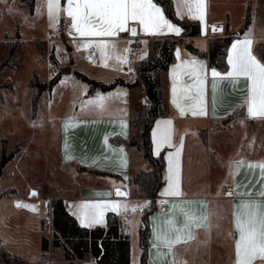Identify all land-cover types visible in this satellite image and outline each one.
Masks as SVG:
<instances>
[{"label":"crops","instance_id":"1","mask_svg":"<svg viewBox=\"0 0 264 264\" xmlns=\"http://www.w3.org/2000/svg\"><path fill=\"white\" fill-rule=\"evenodd\" d=\"M60 2L61 36L59 37L63 38L61 41L70 42L67 46L70 50L67 49V51L83 54L86 58V61H83L75 56L71 64H68L71 67V73L68 76L79 71L88 72L90 77L99 79L101 82H110L116 77H121L133 83L136 74L134 64L137 60L146 57L148 45L152 39L169 36L182 37L186 40L185 43L174 47L175 61L168 65L165 73L168 112L156 117L151 126L152 152L155 156L162 153L164 157V183L158 191V197H166L168 207L165 210L156 208L150 214L148 264H199L198 250L205 244L206 246L208 244L207 259L212 261L215 257V264H235L234 241L238 239V233L234 225V214L242 211L239 206L244 201L264 204V197L259 195L264 191V177H262L261 169L248 167L249 164H264V117H249L246 103L248 81L244 77H228L227 73L231 70L228 61L233 44L250 40L249 54L264 65L257 51L258 48L264 50V0H203V21L190 18L187 9L181 8L177 0H172L175 14L179 19L194 22L200 26V34L191 37L184 36L181 26L171 21L154 0L153 3L162 9L169 23L180 29L179 35L168 32L167 29H164L162 34H145L138 23L129 22L127 27L136 29L135 36L130 31H125L111 37H82L72 29L71 18L63 11L67 7V0H60ZM231 5H235L238 11V17L235 20H233ZM35 11L34 7L31 13ZM178 11L181 14L178 15ZM247 13L250 17L249 24L245 28H239L243 25ZM208 24L223 27L222 31L211 34L210 39L221 35L224 31L232 35L226 48V69L224 70L211 65L208 57L199 54V52L207 53L208 51L210 39L204 38ZM46 38L48 36L30 37L34 41ZM191 38L202 41L195 45L189 41ZM100 41L112 45L106 50L107 55L110 56L107 60L101 55L100 50L91 44V42ZM189 42L193 46L192 51L186 48ZM85 44L92 45L93 49L87 51ZM125 49L128 51L125 52ZM120 56L126 57V62L121 63L117 59ZM193 60L203 65V69L199 71V79L203 83L198 89L188 87L195 84L196 77L189 78L184 75L186 71L191 70L192 66L190 63L185 65L183 62ZM105 63L107 66H104ZM177 65H181V68L177 69ZM213 70L220 75L213 77L211 74ZM65 76L67 75H61L59 80ZM174 82L177 86V103L183 109V114L173 103ZM57 85L58 82L51 87L49 97ZM134 87L118 85L111 90L101 92L107 96L119 90L129 97L130 90ZM97 91L88 92L87 87V91H83V98L90 99ZM61 97L64 96L61 95ZM127 102L128 100L124 101L126 104ZM102 109L96 110L94 106L93 113L69 114L61 116L58 120L57 166L50 167L46 176L50 195L47 196L41 191V197L31 196L28 194V189L31 192L39 191V185L28 182L23 194L16 195V188H13L12 193L20 197L16 205L35 206L34 210L17 206L23 213H29L31 216L40 212L43 200L46 201L49 211L51 198L57 196L64 201L67 210L77 222L89 228L105 225L106 214L113 212L118 216L122 231L129 236L130 240L128 232L130 224L127 219L136 212L140 217L139 228L143 208L149 205L146 204L149 200L148 197L142 196L136 184L129 183L128 180L139 170L148 169L149 163L145 161L141 149L115 144L109 139L115 134L122 136L132 134L130 123L132 115L115 113L113 104L109 109L104 107ZM194 110L196 112L202 110L203 114H193ZM36 117L34 118L38 122ZM165 121H171V124H164ZM201 123L206 125V130L203 131V127H198ZM164 135H167L168 142L159 143ZM201 135L204 137L202 138ZM177 149H179L178 155ZM170 160L172 161L171 173ZM241 161L243 164H239ZM7 164L8 161L1 168L0 178L5 176L4 170ZM15 166L14 163V167L9 170L10 175ZM89 169H99L112 174L101 175ZM10 175L6 174V176ZM170 175L179 195H162L165 189L169 188ZM117 190L124 191L127 197L116 196L114 193H117ZM23 196L35 201L26 202ZM107 203L126 205L128 210L101 209L99 211L103 215L100 222L96 223L90 222L88 218L90 210L81 207ZM133 208L136 210L132 211ZM196 223L202 226L197 227ZM185 224L189 227L185 228ZM124 225L127 226L126 229L123 228ZM1 226L3 229L10 228L17 234L22 229H26L22 214L17 220L11 219L10 222L3 219ZM189 233L192 239H187ZM138 235L137 232V237ZM178 235L187 239V242L174 244L171 251L165 243L157 239V236H166L169 240H175ZM43 236H46V231L41 224L40 228L35 227L34 232L32 231V236L27 243L23 241V247H30L34 253L31 261L26 259L28 252L23 248L21 251H10L11 246L6 247L3 244L0 246V253L3 257H20L25 264H38L45 256L41 248ZM212 236L216 242L215 254ZM46 237L49 239V250L52 252L51 238L49 234ZM226 249L229 250L228 254H225ZM90 257L94 264H98L95 257ZM77 260H74L73 264H76ZM131 264H134L132 259ZM253 264H264V260L256 259Z\"/></svg>","mask_w":264,"mask_h":264},{"label":"rangeland","instance_id":"2","mask_svg":"<svg viewBox=\"0 0 264 264\" xmlns=\"http://www.w3.org/2000/svg\"><path fill=\"white\" fill-rule=\"evenodd\" d=\"M34 7L36 11L31 13L28 4L22 0H0V152L4 147L5 153L13 154L5 166L6 170L4 171L7 175H10L9 170L14 167V163L16 164L10 176L5 174L0 178V246L3 244L6 247L11 246L10 251L25 249L28 252L26 259L30 261L34 253L30 247H23V241L27 243L32 236V231L34 232L35 227L40 228L41 224L46 231V236L49 234L52 241V234L48 233L43 225L45 219L43 217H49L50 214L45 200L41 203L40 212L37 215L31 216L29 213H23L16 205L20 197L15 196L12 191L13 188H16V195L23 194L28 182L32 185H39V191L31 192L28 189V194L31 196L32 193H35L36 196L41 197L42 192L47 196L50 195L46 176L50 167L57 166L56 142L59 137L58 120L60 117L69 114H90L93 113L94 106L96 110H103V107L109 109L111 104L116 109L115 113H130L135 116L144 112L147 103L145 91L139 86L130 90L129 97L119 90L111 92L107 96L98 90L90 99H85L83 91H87L88 85L75 73L67 75L61 80L59 78L58 85L51 91L49 97L50 87L54 86H49L51 78L47 77L49 61L55 64L54 70L57 74L61 67L71 64L75 56L83 61H86V58L83 54H73L72 51H67L70 42L55 39L61 36V11L55 19H51L48 15L47 0H35ZM230 7L233 20H235L238 17V11H236L235 5ZM31 36H48V38L34 41L30 39ZM189 41L197 45L202 40L191 38ZM95 43L91 42L93 45ZM160 72L163 76V70ZM84 74L91 76L88 72H84ZM101 97L104 99L101 100ZM126 100L129 104L128 102L124 103ZM90 101L92 103H89ZM106 112L114 114L111 111ZM34 117L39 121L37 122ZM198 127H203V131L206 130V125H202V123L198 124ZM138 133V128L135 127L133 129L134 136H138ZM201 137L203 138L204 135ZM22 198L26 202L35 201L26 196ZM148 200L147 205L150 198ZM21 214L25 230L22 229L17 234L13 233L10 228H2L3 219L10 222L11 219L17 220ZM139 219L136 212H133L127 219L130 224L128 230L130 255L134 264H139L140 257V244L137 237ZM150 221L149 218V223ZM215 243L214 236H212L214 254L216 252ZM207 251L208 244L201 246L198 250L199 264H215V257L212 261L207 259ZM228 253L229 250L226 249L225 254ZM51 254L57 264L59 262L65 264L66 259L61 245L54 247ZM90 256L92 255L78 259L76 264H94ZM5 258L0 253V264H6L7 258Z\"/></svg>","mask_w":264,"mask_h":264},{"label":"trees","instance_id":"3","mask_svg":"<svg viewBox=\"0 0 264 264\" xmlns=\"http://www.w3.org/2000/svg\"><path fill=\"white\" fill-rule=\"evenodd\" d=\"M22 1L28 4L30 11L33 10L35 0ZM154 1L162 7L164 13L171 21L181 26L184 36L191 37L200 34V26L197 23L182 20L176 16L172 0ZM249 21L250 17L247 13L242 28H245ZM231 39L232 35L224 31L221 35L210 39L207 53L199 52V54L208 57L209 52L215 50V58L214 60L208 58L209 63L224 70L226 69V48ZM185 41L182 37L169 36L152 39L148 45L146 57L137 60L134 64L136 74L133 83H129L121 77H116L110 82H101L82 72L75 71L76 76L87 83L88 92L95 90L108 91L118 85H128L130 87L139 86L144 89L146 94L147 103L145 104L144 112L130 118L132 134L128 136L115 134L109 138L112 143L141 149L143 157L149 163L148 169L139 170L128 180L129 183H134L138 186L142 196L150 198L149 205L143 208L138 228L140 244L139 264H148L149 215L156 209L158 191L164 183V157L162 153L155 156L152 152L151 126L156 117L168 112L165 73L168 65L175 61L174 47L177 44L185 43ZM257 51L260 58L264 61V51L261 48H258ZM161 70L164 72V77L160 72ZM59 76L60 73H57L51 78L49 86L54 85L60 78ZM135 127L138 128V136L133 134ZM12 155L11 152L5 153V149L2 147L0 172L1 167ZM89 170L101 175L112 174L99 169ZM49 214L53 226L51 245L53 248L60 245L63 247V255L66 259L65 264H73L74 260L88 255L95 257L98 264H131L129 236L122 231V224L115 213L108 212L106 214L105 225H96L89 228L80 225L76 218L67 210L64 201L54 196L50 201ZM49 245L48 237L43 236L41 239L42 250L46 252ZM6 258V264H25L20 257Z\"/></svg>","mask_w":264,"mask_h":264},{"label":"snow or ice","instance_id":"4","mask_svg":"<svg viewBox=\"0 0 264 264\" xmlns=\"http://www.w3.org/2000/svg\"><path fill=\"white\" fill-rule=\"evenodd\" d=\"M181 8L187 9V14L190 18L204 19V2L203 0H177ZM48 15L51 19H55L57 14L61 11L60 0H47ZM67 15L71 18V27L82 37H111L119 32L130 31L133 36L136 35L135 28H128L129 22H136L141 26L142 31L145 34H162L164 29L168 32L179 35L180 29L169 23L165 18L164 13L160 7H158L153 0H67V7L63 9ZM178 15L181 14L179 11ZM213 31H219V29L213 28ZM251 41L245 40L232 45V52L229 56V64L231 70L227 73L228 77H244L248 81V99L247 112L250 118L264 117V65L260 64L249 54L248 48ZM85 44L84 47H88ZM100 50L101 55L105 60L109 59L106 50L112 47L105 41H100L94 45ZM125 52L128 49L124 50ZM121 63L126 62V57H117ZM185 65L191 64V70L186 71L184 75L189 78L196 77L194 85L188 86L189 88H199L203 82L199 79V71L203 69V65L199 62L185 61ZM104 66H107L105 63ZM177 69L181 68V65L176 66ZM213 77H218L220 73L215 70L212 71ZM178 75V73H176ZM173 103L181 114L183 109L180 108V104L177 103L176 93L177 86L173 83ZM199 95V91L197 93ZM104 99L103 97L100 98ZM89 103H92L91 101ZM193 114H203V111ZM164 124L170 125L171 121H165ZM168 142L167 135H164L159 143ZM179 149H177V155ZM243 164V162H239ZM248 167L261 169L262 177H264V164H249ZM170 173L172 172V161L170 160ZM179 191L172 183L171 175L169 177V188L165 189L162 195H179ZM35 195V193H32ZM117 195H124L117 190ZM264 197V191L259 194ZM18 207H28L34 210L35 206L31 205H17ZM82 208L89 209L88 218L90 222H100V218L103 213L99 210L117 211L120 208L128 210L126 205L119 204H92L82 205ZM242 211L235 213L234 225L236 232L238 233V239L234 241L235 247V264H253L256 259L264 260V204L259 202L244 201L239 206ZM136 209L133 208L132 211ZM206 219V217L204 218ZM197 227L202 226L200 223H196ZM189 227L185 224V228ZM181 231V230H177ZM191 233H189L187 239H192ZM158 240L165 243L169 251H171L174 244L186 243L187 239L178 235L175 240H169L167 237L157 236Z\"/></svg>","mask_w":264,"mask_h":264},{"label":"built area","instance_id":"5","mask_svg":"<svg viewBox=\"0 0 264 264\" xmlns=\"http://www.w3.org/2000/svg\"><path fill=\"white\" fill-rule=\"evenodd\" d=\"M213 28H216V29H219V31H222L223 30V27L222 26H212L210 24L207 25V33L204 35V38L206 39H210L211 37V34L215 33V32H219V31H213ZM56 40H61L63 38L61 37H56L55 38ZM93 49V46L90 45L87 47V51H91ZM134 52V51H133ZM49 64H50V67L47 71V76L49 78H53L56 73H55V70H54V66L55 64L51 61H49ZM121 193H124V195H117V193H114L116 196H123V197H127V194L124 192V191H120ZM34 197H36V194L35 195H32ZM51 201V200H50ZM50 204V202H49ZM168 207V203H167V198L166 197H158L157 198V204H156V208L158 209H161V210H165L167 209ZM43 225L45 226L46 230L48 233L52 234L53 232V226L51 224V217H45V219L43 220ZM124 229L127 228L126 225L123 226ZM52 252L48 250L45 252V256L42 257V259L39 261V264H57L55 259L52 257ZM59 264H63L62 262H59Z\"/></svg>","mask_w":264,"mask_h":264},{"label":"water","instance_id":"6","mask_svg":"<svg viewBox=\"0 0 264 264\" xmlns=\"http://www.w3.org/2000/svg\"><path fill=\"white\" fill-rule=\"evenodd\" d=\"M186 48L189 51H192L193 50V46H192L191 43H187L186 44ZM67 49L70 50V47H67ZM215 52H216L215 50H212V51L209 52L208 58L210 60H214V58H215ZM59 73H60V75H68V74H70L71 73V67H70V65H66V66L61 67L60 70H59Z\"/></svg>","mask_w":264,"mask_h":264}]
</instances>
